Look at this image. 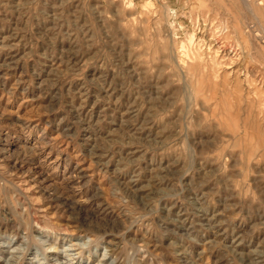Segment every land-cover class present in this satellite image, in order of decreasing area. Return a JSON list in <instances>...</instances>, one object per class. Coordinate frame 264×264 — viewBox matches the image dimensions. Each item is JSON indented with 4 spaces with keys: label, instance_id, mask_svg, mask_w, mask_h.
Wrapping results in <instances>:
<instances>
[{
    "label": "rangeland",
    "instance_id": "rangeland-1",
    "mask_svg": "<svg viewBox=\"0 0 264 264\" xmlns=\"http://www.w3.org/2000/svg\"><path fill=\"white\" fill-rule=\"evenodd\" d=\"M263 2L0 0V264H264Z\"/></svg>",
    "mask_w": 264,
    "mask_h": 264
},
{
    "label": "bare ground",
    "instance_id": "bare-ground-1",
    "mask_svg": "<svg viewBox=\"0 0 264 264\" xmlns=\"http://www.w3.org/2000/svg\"><path fill=\"white\" fill-rule=\"evenodd\" d=\"M264 3V2H263ZM263 30V29H262ZM198 68V67H197ZM199 89V88H198ZM198 92V91H197Z\"/></svg>",
    "mask_w": 264,
    "mask_h": 264
}]
</instances>
